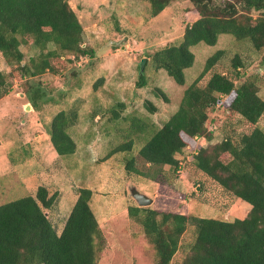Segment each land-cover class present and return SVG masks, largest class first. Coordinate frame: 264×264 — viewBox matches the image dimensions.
Listing matches in <instances>:
<instances>
[{
    "label": "rangeland",
    "instance_id": "obj_1",
    "mask_svg": "<svg viewBox=\"0 0 264 264\" xmlns=\"http://www.w3.org/2000/svg\"><path fill=\"white\" fill-rule=\"evenodd\" d=\"M67 3L82 28L81 46L89 48L90 55L64 60V64L55 65L54 74L44 71L21 78L9 74L0 56V70L6 73L8 83L7 93L0 97V204L34 195L37 186H45L49 193H57L48 217L58 230L77 188L90 189L89 206L103 238L96 264H154L152 246L139 225L127 216V206H138L129 192L132 186L152 199L142 207L228 221L244 217L249 206L196 169L186 147L176 155L179 167L175 171L167 165L150 167L136 152L176 109L183 89L217 49L223 50L221 57L197 85L203 86L215 71L232 77L237 72L235 82L252 79L257 94L264 99V65L260 61L264 48L256 51L246 40H235L226 33L219 34L214 45L198 42L190 46L193 62L184 69L183 84L177 85L163 69L154 68L151 55L160 47L179 42L184 26L197 16L190 9V0H172L154 16L145 0ZM19 49L24 60L38 54L27 42L20 43ZM234 55L241 62L236 69L230 65ZM228 101L229 95L220 96L207 109L211 138H197L200 146H210L242 130L241 118L228 112ZM145 102L154 110L148 111ZM70 107L76 110V120L67 132L75 150L72 155L59 156L47 129L57 111ZM257 124L264 131V111ZM128 140L129 151L108 155ZM129 158L141 174L125 170ZM193 237L192 226H186L170 264H180Z\"/></svg>",
    "mask_w": 264,
    "mask_h": 264
},
{
    "label": "trees",
    "instance_id": "obj_2",
    "mask_svg": "<svg viewBox=\"0 0 264 264\" xmlns=\"http://www.w3.org/2000/svg\"><path fill=\"white\" fill-rule=\"evenodd\" d=\"M145 1L154 16L172 0ZM190 3L197 16L184 26L179 42L160 47L151 55L154 68L163 69L175 84H183L184 69L193 62L190 46L198 42L214 45L217 36L226 33L235 40H246L256 51L264 48V0ZM81 34V25L67 0H0V56L14 77H33L44 71L54 74L55 65L90 55L91 50L81 46ZM22 42L37 49V56L24 60L19 49ZM222 53L217 49L206 57L199 74L183 89L176 109L136 153L150 167L167 165L175 171L179 167L176 155L186 147L196 169L245 202L249 209L244 217L228 221L127 206V216L139 225L152 246L154 264H170L188 225L194 237L180 264H264V131L257 124L264 111V99L257 94V84L252 79L235 82L237 72L232 77L215 71L203 86L197 85ZM260 61L264 65V49ZM230 65L233 69L241 66L237 55L230 59ZM7 88L6 73L0 70V97ZM227 95L228 112L241 118L242 130L210 146H200L197 138H211L207 109L220 96ZM147 109L154 110L151 104ZM112 114L117 115L114 111ZM75 120L76 110L70 107L57 111L49 121V141L59 156L74 153L75 142L67 128ZM130 148L128 140L112 148L108 155ZM132 164V158L127 159L125 170L140 173ZM90 196V189L77 188L76 198L58 230L48 217L57 193H49L45 186H37L34 195L1 203L0 264H96L103 238L89 206Z\"/></svg>",
    "mask_w": 264,
    "mask_h": 264
},
{
    "label": "water",
    "instance_id": "obj_3",
    "mask_svg": "<svg viewBox=\"0 0 264 264\" xmlns=\"http://www.w3.org/2000/svg\"><path fill=\"white\" fill-rule=\"evenodd\" d=\"M144 62V58H142L139 62V71L142 69V65ZM131 197L135 200L138 206H147L152 199L147 197L145 194L140 193L138 190H136L133 186L129 189Z\"/></svg>",
    "mask_w": 264,
    "mask_h": 264
}]
</instances>
